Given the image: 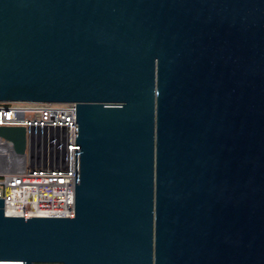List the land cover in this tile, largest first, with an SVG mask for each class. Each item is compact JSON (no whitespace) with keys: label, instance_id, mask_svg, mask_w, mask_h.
Returning a JSON list of instances; mask_svg holds the SVG:
<instances>
[{"label":"water","instance_id":"1","mask_svg":"<svg viewBox=\"0 0 264 264\" xmlns=\"http://www.w3.org/2000/svg\"><path fill=\"white\" fill-rule=\"evenodd\" d=\"M0 101L76 102L74 216L0 198V264H264V0H0Z\"/></svg>","mask_w":264,"mask_h":264},{"label":"built area","instance_id":"2","mask_svg":"<svg viewBox=\"0 0 264 264\" xmlns=\"http://www.w3.org/2000/svg\"><path fill=\"white\" fill-rule=\"evenodd\" d=\"M0 126H22L26 147L0 136V198L11 216H74L76 102L0 101Z\"/></svg>","mask_w":264,"mask_h":264}]
</instances>
